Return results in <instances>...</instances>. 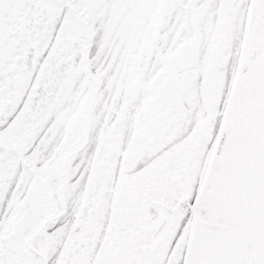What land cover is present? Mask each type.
Listing matches in <instances>:
<instances>
[{
  "label": "snow or ice",
  "instance_id": "obj_1",
  "mask_svg": "<svg viewBox=\"0 0 264 264\" xmlns=\"http://www.w3.org/2000/svg\"><path fill=\"white\" fill-rule=\"evenodd\" d=\"M0 264H264V0H0Z\"/></svg>",
  "mask_w": 264,
  "mask_h": 264
}]
</instances>
